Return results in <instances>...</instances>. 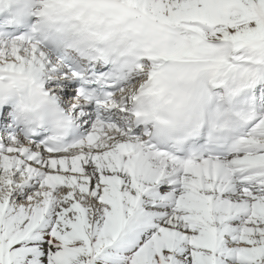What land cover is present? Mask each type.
<instances>
[{
  "label": "snow or ice",
  "instance_id": "6c2138e0",
  "mask_svg": "<svg viewBox=\"0 0 264 264\" xmlns=\"http://www.w3.org/2000/svg\"><path fill=\"white\" fill-rule=\"evenodd\" d=\"M0 264H264V0H0Z\"/></svg>",
  "mask_w": 264,
  "mask_h": 264
}]
</instances>
